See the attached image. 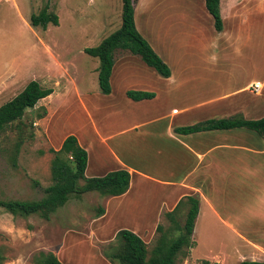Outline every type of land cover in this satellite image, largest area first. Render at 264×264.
I'll return each instance as SVG.
<instances>
[{"label":"rangeland","instance_id":"obj_1","mask_svg":"<svg viewBox=\"0 0 264 264\" xmlns=\"http://www.w3.org/2000/svg\"><path fill=\"white\" fill-rule=\"evenodd\" d=\"M45 5L56 13L58 24H49L45 29L31 26L30 15ZM263 8L264 0H221L223 29L218 32L204 9V0H134L136 25L149 34L142 35L163 60L172 58L173 62L174 54L179 50L184 52L185 44H189L187 34L193 30L219 35L216 46L223 62L217 74L223 80L209 81L210 76H205V82L198 76L191 86L202 88L189 102L231 93L229 100L216 106L214 112L223 117L245 112L254 119L264 116V15H260ZM251 13L255 15L251 25L255 35L241 26L237 29L238 21ZM120 22L121 0H0V104L12 98L31 79L53 89L51 96L26 110L21 125L24 139L17 150H14L19 134L16 126L7 128L0 136V198H40L43 188L51 183L49 150L59 148L71 133L79 138L85 134L90 120L88 114L97 119L89 103L93 98L81 95L87 111L77 97V90H86L87 94L99 91L98 59L85 54L84 48L97 45ZM197 40L198 44L203 43L202 38ZM247 45L251 49H245ZM194 46L191 43V49L196 51ZM241 53V62L250 61V55L256 61V68H233ZM114 55L115 61H119L133 54L118 49ZM243 55L247 57L242 59ZM140 61L145 69L159 76ZM115 77L112 84L115 91L134 83L133 76L121 84L115 81L117 74ZM251 79L262 84L251 85L236 94L235 90ZM214 82L219 86L213 88ZM200 92L208 94L199 97ZM94 99L103 102L100 98ZM208 102L210 106L211 101ZM171 104L180 105V102ZM237 107L243 111H237ZM43 109L44 116L38 117ZM218 131L202 141L207 149L215 144L222 146L213 149L207 163L201 164L203 169L208 167L207 178L201 182L206 202L201 195H195L201 211L191 236L193 244L178 254L177 264L264 260V138L247 129ZM135 136L138 135L130 132L124 138ZM127 142L134 143L137 149L142 145L152 149L160 144L153 138L139 139L137 144ZM192 162L188 164L191 167ZM192 177L199 180V173ZM147 189L151 191L152 184ZM163 192L157 191L159 195ZM111 199L97 192L71 195L49 219L36 214L14 216L0 207V251L5 257L1 264H34L32 255L39 251L54 253L63 264H113L103 251L115 242L116 233L123 228L137 233L150 253L160 234L156 226L147 225L151 217L143 222L146 223L143 227L137 226L135 213L117 211L119 204ZM150 204L148 207L153 209L155 203ZM99 207L104 208L103 214H98ZM188 207L183 197L175 209L174 220L181 226ZM155 214L160 217L163 230L170 236L177 234L166 212Z\"/></svg>","mask_w":264,"mask_h":264},{"label":"crops","instance_id":"obj_2","mask_svg":"<svg viewBox=\"0 0 264 264\" xmlns=\"http://www.w3.org/2000/svg\"><path fill=\"white\" fill-rule=\"evenodd\" d=\"M204 9L207 11L205 5ZM220 12L221 17H223L221 0ZM262 12L263 13L260 15H264V8ZM135 18L134 10V20ZM254 20L255 15H252V13L251 15H245L240 23L238 21L237 29L241 26L243 29L246 28L248 33L251 32L255 35L251 26ZM136 28L141 34L147 35L143 33L137 25ZM222 29L219 31L215 30L221 32ZM209 32H211V30H209ZM187 35L189 44H185L186 50L184 49V52L179 50L174 54L173 62H171L172 58H166L167 60L164 58L165 61L163 60L170 67L171 75L169 77H161L152 68L159 76L155 75L151 69H145L146 67H143L138 57L127 55L119 61H114L110 75L111 92L109 94H102L98 90L93 91L91 94H87L88 92L84 93L86 90H77V97L87 111L88 108L82 96L86 95V97H89L88 99L93 98L89 100V103H91L90 107L96 112L97 116V119L94 120L91 118V115L88 114L90 120L84 132L85 134H81L80 138L75 133H71L76 136L78 143L87 151L88 159L85 176L96 177L102 176L112 170H127L130 174L127 191L119 196L108 197L112 198L111 200H115V202L117 201V205L119 204L117 211L121 213H135V225L140 227H143L146 223L150 226H157L160 217L155 213L159 214L161 212L167 213L172 211L180 204L179 202L183 200V197L199 194L205 199L201 182L202 179L206 180L207 178L206 174L208 167L203 169L201 164L206 162L208 154L213 149L222 146L220 144H215L210 149H207L202 145V141L205 140L207 135L216 131L219 132L218 130L200 131L190 134H183L175 131L176 127L191 125L208 118L223 117L222 114H218L214 112V110H217L216 106L229 100L228 96L231 94H222L214 98L202 99V101L195 103L189 102L195 95L199 94L202 88L191 86L194 81L198 80V76L200 81H202L200 78H204L205 82H207L205 76H210L208 77L210 79L209 81L223 80V78L217 74L220 69L219 66L222 67L223 61H221V56H219V50L216 46V44H218L217 37H219V35H211V33L202 34L194 30ZM197 38H202L203 43L198 44ZM191 43L196 44V46H194L196 51L191 49ZM244 48L251 49L248 45ZM241 57L242 53L237 55V58L233 62V68L237 70L240 69V67L247 68L246 70L256 68V61L250 59V55L248 56V60L250 61L241 62ZM245 57L247 56L243 55L242 59H245ZM187 59H189L190 62H188ZM116 74L118 76V79H115L117 83L121 84L127 78H130V76H133L134 83H130L120 88L119 91H115L112 84L113 75L115 77ZM260 84L262 83L257 80H248L242 87L235 90L238 92L236 94L243 92L245 88H249L251 85ZM217 86H219V83L214 82L213 88ZM130 88L153 92L154 96L150 99L135 101L126 95V91L130 90ZM207 88H209L208 83ZM51 94L44 98L51 96ZM203 94L208 93L200 92L199 97ZM94 98H100L103 102H97ZM176 100L180 102V105L171 104ZM208 101H211V107ZM125 105H129V107ZM261 107L262 106H260V108ZM239 109L243 111L242 107H237L236 110L238 111ZM101 110H103L102 114ZM209 110H213V112ZM104 115L107 116L103 118ZM242 115L246 119H254L247 116L245 112H243ZM234 129L244 128H233L229 130ZM130 132L138 136L134 138H124V136ZM144 138H153L159 141L161 145L157 144V146L152 149L147 145H142L138 149L135 148L136 145H134L133 142L137 144V140ZM262 138L264 137H261V139ZM128 140L133 144L128 143ZM185 159H187V161ZM182 161L184 165H181ZM189 162H192L194 166H189ZM215 162L216 161L213 160V165H215ZM197 172L199 173V180L195 179L196 177H192ZM202 174H204V176ZM150 184H152L153 188L151 191L147 189ZM160 190L164 191L160 193L161 195L157 193V191ZM150 203H155L153 209L148 207L151 206ZM204 204L207 207V204ZM199 211H201V206L199 207ZM148 216L151 218L144 224L143 222L148 220ZM197 218L198 215L196 219Z\"/></svg>","mask_w":264,"mask_h":264},{"label":"trees","instance_id":"obj_3","mask_svg":"<svg viewBox=\"0 0 264 264\" xmlns=\"http://www.w3.org/2000/svg\"><path fill=\"white\" fill-rule=\"evenodd\" d=\"M207 12L213 19L216 30H221L223 21L220 12V0H204ZM30 24L45 29L49 24L57 25L58 16L49 11L45 5L38 13L30 15ZM121 49L138 56L147 66L153 68L161 77L171 75L170 67L155 52L149 42L137 30L134 20V0H121L120 26L105 36L97 45L84 48V52L98 59L97 82L102 94L111 92L110 75L115 61V51ZM50 87L42 86L36 80H29L12 98L0 104V136L9 127L16 126L19 131L14 150L23 141L22 118L27 109L33 108L37 102L51 94ZM127 97L138 101L153 98L154 93L141 90H127ZM45 109L38 113L43 117ZM244 128L264 137V116L256 119H246L241 114L228 117L208 118L191 125L176 127L175 131L190 134L200 131L229 130ZM24 134V133H23ZM32 136V135H29ZM50 179L51 183L43 188V195L38 199L0 198V207L16 216L39 215L49 219L50 215L64 206L71 195H81L87 192H97L101 196H119L129 187L130 174L125 169L107 172L102 176L86 177L87 151L82 147L74 134L67 135L58 149L51 148ZM189 203L183 225L174 220L177 206L166 213L174 224L172 230L177 234L170 236L158 224L160 232L150 253L146 243L134 231L120 229L116 233L115 242L109 244L103 251L104 256L113 264H177L178 254L184 247L193 244L191 239L196 217L199 212V199L196 196L185 197ZM181 202V201H180ZM179 202V203H180ZM104 208H98V214H103ZM0 251V264L4 260ZM34 264H63L50 251H39L32 255ZM202 264H209L203 260ZM236 264H264V260H241Z\"/></svg>","mask_w":264,"mask_h":264},{"label":"built area","instance_id":"obj_4","mask_svg":"<svg viewBox=\"0 0 264 264\" xmlns=\"http://www.w3.org/2000/svg\"><path fill=\"white\" fill-rule=\"evenodd\" d=\"M257 88V87H256Z\"/></svg>","mask_w":264,"mask_h":264}]
</instances>
